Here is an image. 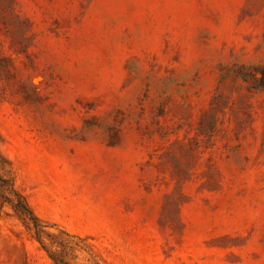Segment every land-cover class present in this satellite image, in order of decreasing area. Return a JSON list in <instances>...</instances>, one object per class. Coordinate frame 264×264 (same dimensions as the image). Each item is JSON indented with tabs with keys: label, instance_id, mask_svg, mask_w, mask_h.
<instances>
[{
	"label": "rangeland",
	"instance_id": "rangeland-1",
	"mask_svg": "<svg viewBox=\"0 0 264 264\" xmlns=\"http://www.w3.org/2000/svg\"><path fill=\"white\" fill-rule=\"evenodd\" d=\"M264 0H0V264H264Z\"/></svg>",
	"mask_w": 264,
	"mask_h": 264
},
{
	"label": "trees",
	"instance_id": "trees-1",
	"mask_svg": "<svg viewBox=\"0 0 264 264\" xmlns=\"http://www.w3.org/2000/svg\"><path fill=\"white\" fill-rule=\"evenodd\" d=\"M258 86H262L264 87V74L262 75L261 79H260V83L257 84Z\"/></svg>",
	"mask_w": 264,
	"mask_h": 264
}]
</instances>
